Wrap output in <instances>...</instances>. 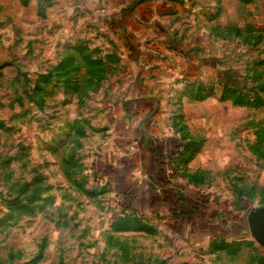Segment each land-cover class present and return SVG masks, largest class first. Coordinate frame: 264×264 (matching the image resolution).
I'll use <instances>...</instances> for the list:
<instances>
[{"label":"rangeland","instance_id":"rangeland-1","mask_svg":"<svg viewBox=\"0 0 264 264\" xmlns=\"http://www.w3.org/2000/svg\"><path fill=\"white\" fill-rule=\"evenodd\" d=\"M111 3L0 0V264H264L248 222L264 209V0L200 3L171 35L185 54L157 57L162 42L128 53ZM140 78L150 100L130 115ZM148 108L185 145L166 192L199 213L123 162L141 150L116 137ZM113 161L150 201L118 192Z\"/></svg>","mask_w":264,"mask_h":264},{"label":"crops","instance_id":"crops-1","mask_svg":"<svg viewBox=\"0 0 264 264\" xmlns=\"http://www.w3.org/2000/svg\"><path fill=\"white\" fill-rule=\"evenodd\" d=\"M111 1H112L111 7L112 10L114 11L113 15L115 19L118 20L119 24H121L120 27H122L118 30V36H120L124 41H126L128 53L130 55L131 54L134 55L135 57H139V55L146 56L147 54L143 51L142 44H140L141 41L142 42L151 41L152 43L162 42L165 47L164 49L160 48L156 54L154 53L155 57H157V55H159V53L162 51H165L166 53L167 52L177 53L183 49L185 50L184 44L182 43L181 39L176 40V38L171 37V35L174 34H175L174 36L177 35L179 36L180 28L179 26H177V22L182 21L185 17V19L191 18L192 22L194 21L196 26L199 25L198 21L200 20V16L202 12L205 10L202 8V5L200 3L203 2L219 3L220 0H111ZM136 2H138L136 7H132L133 4H135ZM187 9H189V11ZM187 11L190 13L192 12V15L187 17L188 16V14H186ZM193 12H194V19L192 17ZM181 37H184V35ZM174 42H176V45H181L182 47L180 48L179 46H175ZM141 67L144 68V66ZM140 81L141 78L139 81L134 82L135 83L134 87H131V89H129L130 93L128 91L126 93V96L124 97V100L129 101V104L127 105V109H129L130 106H133L134 102H141L142 100L143 101L150 100L142 95L143 92H141L140 94L135 92V87L141 86ZM136 105L134 106L136 107ZM141 107L145 109L143 104L141 105ZM149 108L144 111L139 110L142 111L141 115H144V118L141 119L140 121L138 119H134L130 123L131 126L130 124L128 125L126 122H123L124 124L126 123L125 125H122L124 129L120 133V135L116 137L117 139L115 140V143L121 146V148L125 146L124 155H129L128 153L129 144H133L132 143L133 140L137 141V147L141 151L140 152L138 151V153L131 155L132 158H127L123 160V162L127 163L128 166H130V164L134 165L136 168H138L139 165H141L145 173L147 169L152 171L156 170V166L152 165L151 163L154 160V148L157 147L159 143L161 144L167 141L166 139L169 138V136L165 135V133L163 132L164 128L162 129L161 120L157 125L154 126L153 125L150 126L147 124L146 116L151 110ZM127 113L132 115L131 110L127 111ZM121 159L122 158H118L117 161H122ZM127 161H134L135 163L129 164V162ZM113 162L114 163L112 164L111 167H114L112 169L116 173L114 175V178L115 176H117V178H119L118 176H121L119 178V182L116 184L117 186L116 188L118 192L128 195H130V193H133L134 197L140 196L143 199H147L148 202L150 200V196L148 195L149 193L143 190L144 188L142 187L144 186V183L149 181V177L147 176L148 179H145L146 177L142 179V183H143L142 186L139 183L141 182L139 181V179H136L138 180L136 182L132 181L133 179L136 178L134 176L135 173L132 172L133 178H131V175H129L130 182H127L125 181L127 178L124 177L126 171L124 169L120 171L121 167L120 169L118 168L119 170L117 171L116 170L117 164L115 161ZM120 172L121 174H119ZM136 185L141 186L142 188L141 193H138L139 189L135 188ZM144 187L146 189H149L146 186Z\"/></svg>","mask_w":264,"mask_h":264},{"label":"trees","instance_id":"trees-1","mask_svg":"<svg viewBox=\"0 0 264 264\" xmlns=\"http://www.w3.org/2000/svg\"><path fill=\"white\" fill-rule=\"evenodd\" d=\"M238 1L240 3H242V4H249V3L253 2L254 0H238ZM174 43L173 44L175 46H179L180 48L182 47L181 45H176V42H174ZM181 52L183 54H185V50L184 49L181 50ZM234 101H236L238 103H244V99L240 98V97L237 98V96L234 98ZM136 107L135 108L134 107L131 108V106L129 107L128 110H131V114H132V111L134 109H137ZM141 113H142V111L137 110V112H135L134 114H138L137 116H140ZM153 114L154 113L151 112V113H149L146 116L147 117L146 122L150 126L151 125H153V126L156 125L155 122H153V119H152ZM184 146L185 145L182 144V142L179 141L177 138H174V140H172V142H169V140H167V141H165V142H163L161 144L159 143L158 146L154 148V160L151 162L152 165L156 166V170L155 171L148 170V173H147L149 178H150V180L154 181L155 185L157 184L156 186L155 185L154 186L149 185V189L158 192V188L157 187H159L160 188L159 193H160L161 197L164 199V202H167V203L171 202V210H172V205L173 204H177V202H179V203L184 202L182 206H179L180 210H182V209L184 210L185 206L186 205L188 206L189 210H186L183 214H182L181 211L178 214L175 212V214H177V215L181 214L180 215L181 217H185V216H182V215H189V213L190 214L199 213V206H194V205L191 206L192 204L188 203L189 199L184 198V196L182 194L179 195V192L175 191V193L173 195L170 194V193H173V191L169 192V194H168V192H166V191H171L172 189L170 187H168V183H169V178L170 177H168V174H167V166H166V163H165V153H169V155L172 158V162H173V160L175 159L174 157H176V159H177L178 157H180L184 153V152H181L182 149L185 150ZM164 150H167V151H164ZM156 182H158V183H156ZM165 188H167V190H165ZM130 195H129V197H132L133 193H130ZM159 204L160 203H158V204L155 203L154 206H158ZM190 207H192V209H190ZM174 209H173V213L175 211Z\"/></svg>","mask_w":264,"mask_h":264},{"label":"water","instance_id":"water-1","mask_svg":"<svg viewBox=\"0 0 264 264\" xmlns=\"http://www.w3.org/2000/svg\"><path fill=\"white\" fill-rule=\"evenodd\" d=\"M248 222L253 236L258 240H264V209L251 212Z\"/></svg>","mask_w":264,"mask_h":264},{"label":"built area","instance_id":"built-area-1","mask_svg":"<svg viewBox=\"0 0 264 264\" xmlns=\"http://www.w3.org/2000/svg\"><path fill=\"white\" fill-rule=\"evenodd\" d=\"M165 163L167 166L168 177H171V175L173 174V163H172V158L169 155V153H165ZM158 192H159V190H158Z\"/></svg>","mask_w":264,"mask_h":264}]
</instances>
